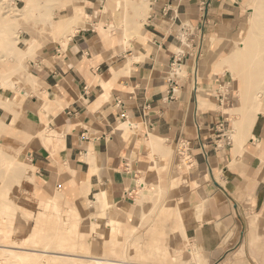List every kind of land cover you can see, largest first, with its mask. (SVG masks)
<instances>
[{
  "label": "crops",
  "instance_id": "crops-1",
  "mask_svg": "<svg viewBox=\"0 0 264 264\" xmlns=\"http://www.w3.org/2000/svg\"><path fill=\"white\" fill-rule=\"evenodd\" d=\"M82 1L91 17L108 8L104 25L84 14L64 44L36 55L31 67L40 85L22 100L15 123L28 135L25 154L38 184L67 182L75 195L84 192L92 198L93 208L111 209L142 182L129 174L130 164L138 166L136 155L158 148L161 138L182 142L199 194L187 232L193 231L213 262L221 241L219 227L242 218L239 205L225 201L226 193L235 197L254 178V206L264 210V70L258 72L256 66L244 75L259 80L255 89L260 104L247 111L254 113L249 122L246 117L237 122L243 139L237 133L230 148L232 123L221 109L234 85L244 90L231 70L239 62L230 59L240 46L242 56L258 50L251 42L241 45L240 37L244 30L256 32L247 24L255 9L264 19L263 5L256 3L253 9L257 0H145L146 11L139 6L132 15L128 11L142 26L125 47L109 46L103 37L106 21L125 16L121 0H112L113 10L108 0ZM3 115L9 121L14 116L11 110ZM61 164L76 174H64ZM186 171L182 168L178 175ZM231 206L236 217L224 214Z\"/></svg>",
  "mask_w": 264,
  "mask_h": 264
},
{
  "label": "rangeland",
  "instance_id": "rangeland-1",
  "mask_svg": "<svg viewBox=\"0 0 264 264\" xmlns=\"http://www.w3.org/2000/svg\"><path fill=\"white\" fill-rule=\"evenodd\" d=\"M108 1L113 10L112 2L118 0ZM259 2L264 9L263 0H257L253 9ZM84 4L82 0H0V264H91L94 258H104L103 264H264V210L254 206V178L248 179L235 197L226 193L225 201L237 203L242 218L234 224L228 220V225L219 227L221 241L213 262L192 237L193 231L187 232L195 220L193 211L199 194L193 181L195 170L190 167L182 142L175 144L161 138L158 148L136 155L138 166L130 164L129 174L142 182L135 183L127 197L111 209L107 205L102 211L93 208L92 198L84 192L75 195L72 188L67 189V182L52 187L38 184L25 154L28 135L22 131L24 126L15 128L17 115L24 97L40 85L31 67L36 55L64 44L84 14L90 15V21L99 19L98 23L104 25L108 8H96L95 18ZM121 4L125 16L106 21L103 37L109 46H128L142 26L131 13L138 6L146 11L148 6L145 0H121ZM259 15L255 9L247 24L256 32L244 30L240 37L241 45L251 42L258 50L242 56L240 46L230 59L239 62L231 70L235 81L242 80L244 90L234 85L235 92L224 99L221 107L232 123L228 148L237 133L243 139L244 131L239 133L237 122L245 117L244 112L256 110L260 104V91L256 92L259 80L244 77L256 66L258 72L264 70V19ZM241 58L245 59V67ZM249 89H255L253 96L247 95L251 94ZM10 110L14 114L11 121L3 115V111ZM182 168L187 169L186 175H178ZM61 169L64 174H76L67 164H61ZM226 212L235 216L232 206Z\"/></svg>",
  "mask_w": 264,
  "mask_h": 264
},
{
  "label": "bare ground",
  "instance_id": "bare-ground-1",
  "mask_svg": "<svg viewBox=\"0 0 264 264\" xmlns=\"http://www.w3.org/2000/svg\"><path fill=\"white\" fill-rule=\"evenodd\" d=\"M84 25V24H83ZM17 71H15V73H16ZM16 83V82H15ZM21 96H22V94H20V95H17V98H16V101L18 102L20 99H21ZM7 100V99H6ZM10 102H12V100H10L9 99V103ZM253 114L254 113H251V112H247L246 113V118H244V121H246V122H249L251 119H252V117H253ZM241 121H242V119H241ZM241 123V122H240ZM245 125V124H244ZM21 145V144H20ZM24 145V144H23ZM32 167V166H31ZM18 174H20V172L18 171ZM17 174V175H18ZM26 175V174H25ZM24 175V176H25ZM8 247H17V248H23V249H29V248H24L23 246H14V245H9ZM12 251V250H11ZM41 252H44V253H47L48 251H46V250H42ZM60 254H62L63 256H68V255H70L69 253H60ZM106 261V260H105ZM109 262V261H108ZM113 262V261H112ZM92 263H95V264H103L104 263V258H94V259H92V262H91V264ZM113 263H115V262H113ZM117 263V262H116ZM81 264H86V263H81Z\"/></svg>",
  "mask_w": 264,
  "mask_h": 264
}]
</instances>
